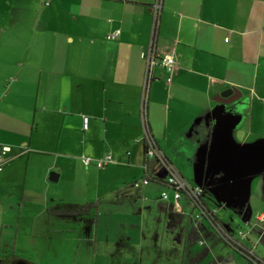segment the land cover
<instances>
[{"label":"crops","instance_id":"1","mask_svg":"<svg viewBox=\"0 0 264 264\" xmlns=\"http://www.w3.org/2000/svg\"><path fill=\"white\" fill-rule=\"evenodd\" d=\"M155 1L0 0V146L9 148L0 193L10 195L3 227L23 219L28 180H35L28 169L32 155L82 167L83 157L109 155L97 170L107 195L127 199L125 207L137 211L132 224L138 236H145L152 213L162 229L149 227V234L158 239L166 232L176 248L196 244L188 249L189 257L199 258L193 264H245L220 239L212 240L210 223L195 221L180 198L152 199L151 184L166 188L150 159L144 165L139 116L145 72L139 55L152 43L156 58L172 54L175 65L170 82L153 66L147 134L167 166L206 191L203 204L224 231L234 239L245 233L240 244L264 259V218H257L264 212L251 220L249 204L254 181L264 196V0H160L153 31ZM114 30L117 38L106 40ZM226 89H234L235 99L216 101ZM184 157L193 166L191 180ZM44 169L36 182L46 188L51 167ZM145 175L155 181L142 184ZM246 207L251 215L243 223ZM222 210L247 228L223 224Z\"/></svg>","mask_w":264,"mask_h":264},{"label":"rangeland","instance_id":"2","mask_svg":"<svg viewBox=\"0 0 264 264\" xmlns=\"http://www.w3.org/2000/svg\"><path fill=\"white\" fill-rule=\"evenodd\" d=\"M61 150L63 147H56L57 152ZM184 160L185 162L181 163L185 164L187 178L191 180L194 173L192 163L186 161L185 157ZM29 163V175L35 180H28L29 188L21 206L23 219L18 225L3 227L7 222L5 214L8 212L10 195L7 189L0 193V258L7 257L6 261L10 262L11 257H16L32 264H193L198 261L197 254L195 257H189L188 252L193 246L197 248L196 244L188 242L187 249L182 245L176 248L174 242L167 238L166 232L163 237L161 234L158 235V239L149 234V227L159 231L162 229L157 221L153 223L155 217L152 213L148 216L150 223H147V228L144 229L145 236H138L132 224L135 219L134 213L137 211L125 207L131 204L126 201L127 199L120 200L118 197L121 196L107 195L106 191L109 190L101 179V171L95 166L85 168L77 162L63 161L55 155H32ZM177 165L180 166V162H177ZM149 166L153 167V171L164 174L163 177L166 178L160 163L150 159ZM48 167L51 169L45 175L47 186L43 188L37 185L36 178ZM52 173L58 176L56 181L48 179ZM106 185L112 188L109 183ZM149 187L154 191L152 195L154 201L158 199L167 203L160 198V193L165 191L171 196L168 188H158L154 184ZM252 187L249 198L251 220L256 214L264 212V196L261 194L260 182L254 181ZM127 193L131 191L121 195ZM205 196L206 191L202 194V197ZM50 200L78 203L96 201L97 212L96 215L78 218L49 217L45 214L44 208ZM215 201L221 202L218 197ZM180 203L184 206L190 205L193 209L192 218L199 221L194 217L197 209L186 196H180ZM189 211L190 208L187 207L186 214H189ZM218 214L222 223L229 224L234 230L237 226L244 229L248 226L242 224L236 217L232 220L231 214L225 210ZM210 233L214 242H221L216 233L212 231Z\"/></svg>","mask_w":264,"mask_h":264},{"label":"built area","instance_id":"3","mask_svg":"<svg viewBox=\"0 0 264 264\" xmlns=\"http://www.w3.org/2000/svg\"><path fill=\"white\" fill-rule=\"evenodd\" d=\"M44 5H47V2H44ZM152 15H153V23H152V29L155 30L157 20H158V14L160 10V0H156L154 5L151 8ZM119 35L118 30H114L110 33H108L105 36V39L108 41H113L117 38ZM140 58L144 61L145 64V72H144V79L142 84V91H141V99H140V107H139V116L140 121L142 124V127L144 129V145L146 146L145 149V158L148 159H154L158 161L161 165L165 166L167 176L164 180V186L168 188L171 192V196L168 195L165 191H162L160 193V198L164 201H169L171 199L176 203V201L180 198L181 195L186 196L193 207L197 209V213L195 214L196 219H203L208 221V211L205 205L203 204L202 200V191L199 187H192L190 186L177 172H175L170 166H167V163L164 161L163 156L160 151L156 148L154 143L152 142L151 138L147 134L146 130V102H147V96H148V88L150 81L152 79V69L155 64H158L160 67H162L167 73L168 77L166 78V82H170V75L174 70L175 60L172 54H163L162 56L156 58L154 55L152 43L148 46L147 50L140 53ZM85 122V120H84ZM9 152V148L6 146H0V171L2 169L3 163H4V157ZM110 161L109 155H105L98 159H91L87 157L82 158V164L86 167L89 165H94L96 168H102ZM149 181L147 178H143L141 183L147 184ZM138 184H134L136 187ZM175 207L178 208V206L175 204ZM209 213L212 212L209 211ZM258 220H262L264 218V214H260L258 217ZM209 222V221H208ZM246 237L245 233H239L237 236V239H234L233 243H235L236 246L241 247L240 239H244ZM243 259L245 261V264H264V260L262 258L256 257L252 255L249 251L246 252L245 256H243Z\"/></svg>","mask_w":264,"mask_h":264},{"label":"trees","instance_id":"4","mask_svg":"<svg viewBox=\"0 0 264 264\" xmlns=\"http://www.w3.org/2000/svg\"><path fill=\"white\" fill-rule=\"evenodd\" d=\"M145 149L146 146L143 145V151L145 154ZM147 159L144 156V165L146 164ZM147 180H153L155 179H149L147 175H145ZM150 182V181H149ZM159 182V181H156ZM160 183V182H159ZM164 184V182H163ZM97 202L96 201H89V202H83V203H78V202H64V201H50V203L44 208V212L47 216L49 217H85V216H90V215H96L97 212ZM208 211V221L211 225V227L214 229L216 234L220 237L221 241L234 250L236 253H238L242 258L245 256L246 252L248 251L246 248L243 246L239 247L236 246L235 243H233L234 239L230 235H228L222 226L217 222V220L214 218L211 213ZM253 255V254H252ZM255 256V255H254ZM257 257V256H256ZM264 260V259H262ZM26 264H32L27 261H25Z\"/></svg>","mask_w":264,"mask_h":264},{"label":"water","instance_id":"5","mask_svg":"<svg viewBox=\"0 0 264 264\" xmlns=\"http://www.w3.org/2000/svg\"><path fill=\"white\" fill-rule=\"evenodd\" d=\"M234 92V89H226L224 91H222L218 98L216 99V101L218 102H223V103H230L232 102L235 97H231V94ZM56 174H50L49 175V180L50 181H55L56 180ZM250 215H251V212H250V209L248 207H246L242 213V216H241V221L243 223H246L249 219H250Z\"/></svg>","mask_w":264,"mask_h":264},{"label":"flooded vegetation","instance_id":"6","mask_svg":"<svg viewBox=\"0 0 264 264\" xmlns=\"http://www.w3.org/2000/svg\"><path fill=\"white\" fill-rule=\"evenodd\" d=\"M7 257L4 258H0V264H26L24 260L19 259V258H15V257H11V261L13 260L14 262H8L6 261Z\"/></svg>","mask_w":264,"mask_h":264}]
</instances>
